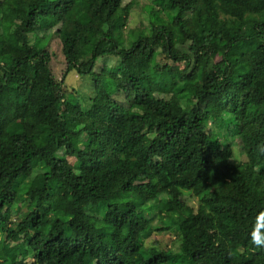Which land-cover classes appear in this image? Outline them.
I'll use <instances>...</instances> for the list:
<instances>
[{
    "label": "trees",
    "instance_id": "trees-1",
    "mask_svg": "<svg viewBox=\"0 0 264 264\" xmlns=\"http://www.w3.org/2000/svg\"><path fill=\"white\" fill-rule=\"evenodd\" d=\"M153 1L126 40L133 1L0 0V264H264V0Z\"/></svg>",
    "mask_w": 264,
    "mask_h": 264
},
{
    "label": "rangeland",
    "instance_id": "rangeland-1",
    "mask_svg": "<svg viewBox=\"0 0 264 264\" xmlns=\"http://www.w3.org/2000/svg\"><path fill=\"white\" fill-rule=\"evenodd\" d=\"M128 1H133V4H132L130 14L128 15V18L126 20L127 26L124 28V34H125L126 40L130 38V34L132 33V31L146 29L147 24L149 23V21L146 19L147 17L146 8L150 5H153V3L155 4L153 0H128ZM91 2L92 0H82V3L85 6H89ZM49 23H52V19L49 20ZM54 23L55 22H53L50 25L52 26ZM58 27H59L58 24H54L52 28L49 29V25H46L45 22L42 21L41 19V21L39 22L37 26V33L40 36L46 35V38H48L47 47L52 54L49 65L53 71L55 79L58 82H61L62 79L64 78V88L66 89L67 92H75L79 96L86 95L89 101L84 103V107L88 108L90 105L92 96L96 94L95 84L92 80V77L87 73L79 74L73 70L68 75L65 76V71L67 69V61H66V58L63 52L62 41L58 37V35L55 33L57 32ZM20 28H21V25L16 24L17 30H14V31L18 32ZM187 48H188V42H186L183 39L181 40L180 43L177 44V51L179 52H181V50H187ZM1 51H2V48L0 46V53ZM85 56H83L84 61L81 63V67L87 71L89 69L88 67L89 58L86 57L87 58L86 59ZM157 60L161 64H164L166 62L163 56L158 57ZM116 61H117L116 56H110V57L103 56L97 60L95 68L97 71H100L105 64L114 65ZM179 63L180 62H177V64ZM179 66L183 67L182 65H179ZM185 199L189 201V203L192 202L191 205L197 203V200L195 199H189L186 196H185ZM16 210L17 208L15 207L14 211L16 212ZM23 210H26V208H24ZM146 242L148 245L154 244L155 247L160 248V249L172 248L174 250H178V247H179V244L177 242V234L171 231H164L161 233L154 232L146 240Z\"/></svg>",
    "mask_w": 264,
    "mask_h": 264
},
{
    "label": "clouds",
    "instance_id": "clouds-1",
    "mask_svg": "<svg viewBox=\"0 0 264 264\" xmlns=\"http://www.w3.org/2000/svg\"><path fill=\"white\" fill-rule=\"evenodd\" d=\"M256 219L257 223L250 234L251 242L256 246H264V232H261L264 228V212H261Z\"/></svg>",
    "mask_w": 264,
    "mask_h": 264
}]
</instances>
